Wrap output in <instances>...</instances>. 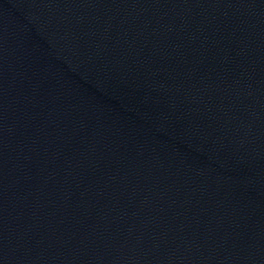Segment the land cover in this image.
Wrapping results in <instances>:
<instances>
[{"label": "water", "instance_id": "water-1", "mask_svg": "<svg viewBox=\"0 0 264 264\" xmlns=\"http://www.w3.org/2000/svg\"><path fill=\"white\" fill-rule=\"evenodd\" d=\"M0 264H264V0H0Z\"/></svg>", "mask_w": 264, "mask_h": 264}]
</instances>
